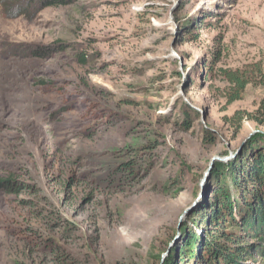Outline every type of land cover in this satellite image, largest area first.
Segmentation results:
<instances>
[{
    "label": "rangeland",
    "instance_id": "obj_1",
    "mask_svg": "<svg viewBox=\"0 0 264 264\" xmlns=\"http://www.w3.org/2000/svg\"><path fill=\"white\" fill-rule=\"evenodd\" d=\"M261 66L264 0H0V264H208L216 162L264 132L235 117L260 115Z\"/></svg>",
    "mask_w": 264,
    "mask_h": 264
},
{
    "label": "trees",
    "instance_id": "obj_2",
    "mask_svg": "<svg viewBox=\"0 0 264 264\" xmlns=\"http://www.w3.org/2000/svg\"><path fill=\"white\" fill-rule=\"evenodd\" d=\"M9 1L18 2L27 9L37 5L40 8L69 5L78 0ZM81 60L84 61V57ZM231 80L238 84L232 99H238L251 79L233 74ZM261 83L264 84L262 66ZM257 113L260 115L237 111L235 117L240 122L248 115L264 124V99ZM186 127H190L188 121ZM212 174L218 184L210 213L204 218V233L196 237L198 248L202 250L198 256L204 255L208 264H257L258 257L264 258V132L248 140L240 163L235 160L216 162ZM8 184L11 186L15 181L0 180L1 187H8Z\"/></svg>",
    "mask_w": 264,
    "mask_h": 264
},
{
    "label": "water",
    "instance_id": "obj_3",
    "mask_svg": "<svg viewBox=\"0 0 264 264\" xmlns=\"http://www.w3.org/2000/svg\"><path fill=\"white\" fill-rule=\"evenodd\" d=\"M242 146H243V145H242ZM242 146H241L239 149H241ZM239 149H238V150H239ZM228 158H229V157L222 159L221 157L215 156V157L213 158V160L211 161V163H210V167L213 166V164L215 163L216 160H225V159H228ZM209 169H210V168H208V169L206 170V172L204 173L203 178H202V180H201V182H200V191H199V194H198L196 200H195V201H194V202H193L188 208L185 209V211H184V213H183V215H182V217H181V221H183L184 217H185L188 213H190V212L193 210V208L195 207V205L197 204V202L199 201V199L202 197V195H203V193H204V191H205L206 181H207V177H208ZM179 228H180V227H179ZM178 234H179V231H178Z\"/></svg>",
    "mask_w": 264,
    "mask_h": 264
}]
</instances>
